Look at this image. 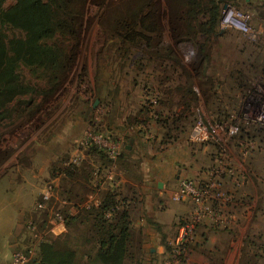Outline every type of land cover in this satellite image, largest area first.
<instances>
[{
    "label": "rangeland",
    "instance_id": "obj_1",
    "mask_svg": "<svg viewBox=\"0 0 264 264\" xmlns=\"http://www.w3.org/2000/svg\"><path fill=\"white\" fill-rule=\"evenodd\" d=\"M252 1L236 7L249 16L248 32L223 26L222 21L213 34L198 26L209 17H183L179 0L85 1L74 61L61 76L60 87L47 102L41 96H22L33 104L17 107L0 121V190L8 194L6 212L22 199L20 189L24 199L28 193L34 200L20 212L15 227L8 224L9 215L0 225V264H12L17 251L37 254L41 240L56 241L64 234L59 222L50 219L54 211L46 213L38 204L52 187V208L58 207L63 183L55 177L65 168L80 166L75 163L79 155L87 159V148L79 143L86 136L101 137V146L118 144L119 154L130 150L128 146L144 158L150 150L152 156L166 153L164 172L154 184L157 191L162 179L166 190L171 185L176 191L184 180H196L205 190L200 207L193 199L174 201L168 191L150 194L147 182L124 179V186L134 184L147 195L148 207L162 201L163 212L151 206L146 211L143 204L135 210L134 219L158 215L168 223L150 227L149 236L145 228L135 227L136 238L146 241V253H157L153 263L264 264V0ZM14 4L7 0L1 8ZM3 33L7 40L21 36L8 28ZM17 72L24 85L49 89L51 77L43 68L22 64ZM183 86H191L194 97L181 91ZM37 104L39 110L29 116ZM145 106L184 112L181 139L158 147L164 129L150 122L152 147L141 148L147 140L128 125L130 119L146 118L140 115ZM199 124L208 134L205 142L193 139ZM230 126L237 131L230 134ZM196 166L207 179L197 177ZM227 169L236 173L234 179L224 174ZM119 174L114 171L118 181ZM174 213L179 215L172 219Z\"/></svg>",
    "mask_w": 264,
    "mask_h": 264
},
{
    "label": "trees",
    "instance_id": "obj_2",
    "mask_svg": "<svg viewBox=\"0 0 264 264\" xmlns=\"http://www.w3.org/2000/svg\"><path fill=\"white\" fill-rule=\"evenodd\" d=\"M5 1L7 0L0 2V121L10 118L17 107L33 104L34 100H22V96L26 94L41 96L43 101L47 102L60 87L61 76L74 61L86 0H13L15 4L12 7L2 9V3ZM179 1L184 3L183 17L185 15L190 20L200 15L209 17L205 23L198 24L207 34H213L221 25L225 6H233L237 9L236 7L242 6L245 2V0ZM251 3L253 4L252 0ZM144 7L145 4L141 9ZM253 10L256 11L257 8ZM5 28L18 30L21 34L20 38L7 40V36L3 33ZM65 43L68 45L65 46ZM22 64L38 66L49 73L51 77L49 89L38 91L32 86L28 87L21 83L17 70ZM180 90L194 97L191 86L186 88L183 86ZM157 99H159L157 104H162V99L159 97ZM187 101L184 99V104ZM35 107V111L29 116H34L40 105L37 104ZM145 107L146 110L141 111L140 115L146 118L140 121L130 119L128 125L147 140L141 144V148L147 149L152 146L148 134L153 133L151 130L154 128L151 127L150 122L164 129L163 138L158 146H166L173 140L181 139L184 128H181L179 123L184 121L182 117L185 116L184 112L170 114L172 111L169 109L152 110ZM114 114L112 119L115 118ZM120 129L122 132H127L124 127ZM175 133L178 135L175 136ZM127 139H131L129 133ZM154 144L156 145V142L153 140ZM86 152L87 159L82 160L80 166L72 165L65 168L60 172L61 176L55 177L61 178L63 183L62 201L58 203L56 209L52 208V201L44 212L53 210V217L55 214H60L67 232L59 236L60 239L56 241L41 240L35 257L36 262L39 264H155L153 257H156L157 253L150 250L147 252L149 259L147 258L144 250L146 241L143 239L139 241L136 238L137 232L134 227L135 210L141 204L144 205L142 200L145 194L135 185L116 186L117 181L106 182L103 177L108 169L115 166L116 170L122 172L127 179L141 185L145 183L141 172L145 156L141 153L134 155V147L130 150L123 149L115 161L109 157L107 151L96 146H91ZM91 197H94V200H90ZM143 218L145 221L148 219L146 216ZM159 228L160 226L156 229ZM60 240H63V246Z\"/></svg>",
    "mask_w": 264,
    "mask_h": 264
},
{
    "label": "built area",
    "instance_id": "obj_3",
    "mask_svg": "<svg viewBox=\"0 0 264 264\" xmlns=\"http://www.w3.org/2000/svg\"><path fill=\"white\" fill-rule=\"evenodd\" d=\"M249 19V16L242 11H239L237 9H230L227 13H225L224 18H223V26L227 27H236L237 29H240L242 31L248 32L249 28L247 26V20ZM237 131L236 126H230L229 127V132L230 134H233ZM206 129L205 127L202 126V124H199L198 127L195 129L193 133V139L198 142H205L207 140L208 134H206ZM100 140L101 137L97 138H92V137H87L82 139L79 143L81 148H90L91 146H99L101 149H104L108 152L112 160H116L117 157L119 156V145L115 144H107L104 146L100 145ZM95 142L96 144H93ZM79 158L77 159V162L75 163H80L83 160V155H79ZM116 170L115 166H112L106 173L104 174V179L106 182H111L114 183L116 179H114V171ZM224 174L227 176L231 177L232 179L235 178V172L231 169L225 170ZM116 183V182H115ZM118 186V183L116 184ZM206 195L205 190L201 189L198 186V183L196 180H184L181 181L180 184L178 185V188L176 191L171 193L172 200L174 201H180V200H185V199H193L195 200L200 207L204 204L203 198ZM54 198V193H53V188L49 187L48 190L43 194L42 196V201L41 203L38 204V208L40 210H47L49 203L53 201ZM90 200H94V197H91ZM62 204H66V202H61ZM206 209H208L206 207ZM200 210H203L200 208ZM200 217V215H197ZM196 216V220L198 217ZM53 221H58L59 224H64L63 218L60 214H55L53 218H51ZM53 224V223H52ZM188 226V225H187ZM186 226V230L189 228V226ZM190 229V228H189ZM36 254H33L32 251H27V252H22V251H17L13 255V260L12 264H39L35 260ZM175 264H178L175 262Z\"/></svg>",
    "mask_w": 264,
    "mask_h": 264
},
{
    "label": "crops",
    "instance_id": "obj_4",
    "mask_svg": "<svg viewBox=\"0 0 264 264\" xmlns=\"http://www.w3.org/2000/svg\"><path fill=\"white\" fill-rule=\"evenodd\" d=\"M157 143H161L160 139L158 140L157 139ZM158 145V144H157ZM152 147V146H151ZM150 148H147V149H151ZM159 147V146H158ZM151 151H149V153L147 154L146 158H145V168L142 169L144 172H143V175H144V181L148 183V186H147V189L149 191L150 194H155V195H163L164 192H167L169 193V195L174 192L175 188L173 186L170 185V190H166L165 189V180H163V184H161V187H160V184H158V189L160 191H157L155 188H154V184H155V181L159 180V177L160 175L162 174V172H164V163L167 162V158L169 159L168 156H166L164 154H161V155H155V156H152L153 154H151ZM163 162V163H162ZM197 167V172L196 173L198 176L197 177H201V179H207L205 177V173L204 172H201V169ZM120 178H119V181L117 180V183H118V186L121 185V186H124L125 184V181L124 179H126V177L124 176V174L122 172H120L119 174ZM174 177H171L170 181L173 180ZM179 180H181V177H178ZM129 180V179H128ZM174 182V181H172ZM134 185V184H133ZM136 186V185H135ZM172 187V188H171ZM163 188L165 191H163ZM146 192V190H145ZM21 193V194H20ZM19 198H22V199H17L16 201H18V205L15 209H12L8 212L7 211V208L5 207V205L8 203V194L6 192H4L3 190H0V225H4L5 224V219L8 218L7 215H9V220H8V224L10 225H13L14 227L16 226V220L17 218H19L20 216V212L24 210H27V208L29 209L31 206V203L34 201L33 198H31L30 194H26V197L27 199H24V193L22 192V189L19 190ZM146 198V199H145ZM145 201H144V207L146 208L145 210L148 211V208L151 206L152 208H154V210H160L162 211L164 208L161 206L162 205V201H156L153 205H150L148 207V205H146L147 203V195H145ZM24 201H26L27 203V206H25V203ZM25 206V207H24ZM175 207H178V205H176ZM4 212H6V216L4 214ZM163 212V211H162ZM162 212H159V213H162ZM165 212V211H164ZM179 215V214H178ZM176 215L175 213L173 214V218H176ZM148 220L153 223V224H158V225H165V224H168L166 223L165 221H160L159 220V216L157 215V217H155L154 215H150L147 219V221H145V219L143 218V216H139V217H136V219H134V227H139V228H145L147 230V235L149 236L151 234V231H149L150 227L152 229H155L156 227L155 226H152L151 223H148ZM7 224V225H8ZM154 227V228H153ZM58 228L60 229V234L62 233H66L67 232V229L65 227L64 224H59L58 225ZM1 229H0V233H1ZM156 233H158L156 230H155Z\"/></svg>",
    "mask_w": 264,
    "mask_h": 264
},
{
    "label": "water",
    "instance_id": "obj_5",
    "mask_svg": "<svg viewBox=\"0 0 264 264\" xmlns=\"http://www.w3.org/2000/svg\"><path fill=\"white\" fill-rule=\"evenodd\" d=\"M229 10L230 8L228 6H225V13H227ZM127 149H131V147L128 146ZM160 187H161V184H160Z\"/></svg>",
    "mask_w": 264,
    "mask_h": 264
}]
</instances>
